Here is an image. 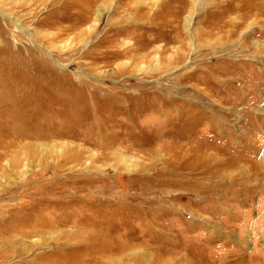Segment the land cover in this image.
<instances>
[{
    "label": "rangeland",
    "instance_id": "rangeland-1",
    "mask_svg": "<svg viewBox=\"0 0 264 264\" xmlns=\"http://www.w3.org/2000/svg\"><path fill=\"white\" fill-rule=\"evenodd\" d=\"M83 3L0 0V206L64 213V264H264V0Z\"/></svg>",
    "mask_w": 264,
    "mask_h": 264
},
{
    "label": "bare ground",
    "instance_id": "bare-ground-1",
    "mask_svg": "<svg viewBox=\"0 0 264 264\" xmlns=\"http://www.w3.org/2000/svg\"><path fill=\"white\" fill-rule=\"evenodd\" d=\"M97 1L98 0H84L83 5L80 6L81 8L78 10V13L75 14L76 15L75 20L78 23H82V24L88 22L90 17L94 13L95 7L97 8L96 15H101L103 13V11H105V7L102 4H97ZM260 5L264 6V4H261V3H260ZM191 17H192V14H188L185 16V24L186 25H189V23L191 21ZM230 22L232 23L233 21H230ZM16 25L18 26V28L20 30L24 29V28L20 27L18 24H16ZM150 30H153V29L151 28ZM125 50L126 49L115 50L112 54V58L118 59V58L125 56V54L128 53ZM124 64H127V61H125ZM2 65H3V60L0 59V76L2 75V71H1V68H3ZM142 66H141V68H142ZM1 156H2V154H0V158H1ZM18 161H19V158L15 159L14 163L17 164ZM233 168H235V167H233ZM1 171L3 174H6L5 172L7 170L5 168H2ZM232 171H233V169H232ZM262 171H264V170H262ZM232 173H234V172H232ZM33 193L34 192H32V191H30V192L28 191V193L26 194V195H28V200H25V201H28L29 203H28V207L26 206L27 208L25 210H23L24 213L21 217H19L17 214L11 213L13 205H16L17 203L5 204V205L0 206V237H1V239H3L1 241V244H2L1 247L5 246L4 247L5 251L0 253V258H4L5 256L6 257H8V256L20 257L21 256L22 250L25 251L26 248L18 245L19 244V242H18L19 238L18 237H21V238L30 237L31 238V237L37 236L36 237L37 239H35L36 243H30V246L33 245V247H34L35 245H38V243H41L45 236L50 238V239L51 238L54 239L55 238V237H53V235H55L54 232L56 230H58L59 231L57 233L58 235L56 234V236H58L57 237L58 242H56L55 244H51L50 245L51 247L49 248V250H47L43 254V256H41V259H42L41 264H64L63 259L65 256H67L68 252L71 250L70 234H69L68 225H67L68 222L65 219V214L61 213L59 216L53 218L50 215L51 213H48L49 215L45 216L44 221L37 222L36 221L37 219H35L34 217H36L38 215V213L34 212L33 209L37 206L38 201H37L36 195H34ZM1 200H2V198H1ZM9 200H12V199L7 198V201H9ZM19 220H22V221L19 222ZM10 222H12L11 227L7 225V224H10ZM107 236L108 235L105 234V238L104 237L102 238L101 236L96 237L95 235L91 236L89 233L84 234L81 231L75 237H77V244L78 245L80 243H82V244L86 243L85 245L91 246L92 253L95 254V256H97V257L94 256V258H95L94 263L95 264H114L115 258L113 257L114 256L113 254L116 251L115 250L116 248L110 247L108 245L109 241H108ZM95 241H97V242L94 243ZM82 244H80V246H78L79 249H81L83 247ZM53 246H55V247L53 248ZM53 253H55V255L58 256V260H55V259H54L55 261L52 260V258L54 256V255H52ZM17 262H18V264H23V262H21L20 260ZM3 263L4 262L1 260L0 264H3ZM257 263H258V261H257Z\"/></svg>",
    "mask_w": 264,
    "mask_h": 264
}]
</instances>
